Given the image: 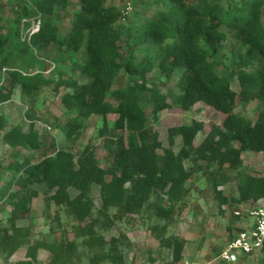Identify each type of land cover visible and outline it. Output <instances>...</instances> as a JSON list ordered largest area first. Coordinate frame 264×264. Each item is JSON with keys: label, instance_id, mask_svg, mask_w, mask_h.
<instances>
[{"label": "trees", "instance_id": "1", "mask_svg": "<svg viewBox=\"0 0 264 264\" xmlns=\"http://www.w3.org/2000/svg\"><path fill=\"white\" fill-rule=\"evenodd\" d=\"M109 1H23L15 16V31L5 35L0 30V70L4 71L0 72V104L9 101L17 88L31 96L48 84H52L55 93L66 88L60 101L72 116L62 129L71 144L80 138L84 119L100 115L105 125L107 114L117 116L113 122L116 135L112 161L106 168L98 163L91 143L83 147L78 157L70 149L58 148L53 154L42 152L37 160L25 158L8 165L14 174L2 197L11 206V228H0V252L6 256L29 242V229L18 226L16 221L29 212L32 198L38 195L33 184H43L47 201L66 206L80 223L92 215L93 184L99 185L98 214L108 217V210L115 208L116 218L138 213L148 204L158 219H166L175 202L187 194V180L198 172L212 182L222 204L264 198V174L238 172L236 199L223 197L217 189L230 180L228 171L243 166V151L259 153L264 162V0H159L151 15L140 14L136 8L122 31L126 54L119 43L122 32L117 27L118 7ZM62 13L70 25L65 33L61 30ZM32 23L37 26L31 30ZM12 36L19 42L18 47L6 50ZM229 39H233L235 47L232 64L226 74H219L216 59ZM50 47L57 52V67L69 56L75 58L68 67H59L55 76L46 77L44 73L50 65H37L35 54ZM78 54L81 56L77 59ZM176 70L180 73L175 103L180 109L187 111L202 102L225 115L220 125L210 127L198 145L194 139L203 129V122L193 119L189 124L170 127L168 146L163 147L158 132L148 124L146 105L141 104V95L148 93L152 119L156 121L159 112L170 105L166 94L157 83L148 80V75L156 71L169 80ZM74 71L85 80L72 75ZM121 72L135 81L112 89ZM1 73L7 74V84ZM233 78L238 82V91L231 86ZM237 97L245 103L259 101L255 120L234 112ZM31 113L32 106L27 116L31 117ZM5 126L0 115V130ZM177 136L182 145L175 152ZM2 139L13 149L41 146L32 126L27 131L12 126ZM71 188L77 191L74 196ZM152 196L155 200L151 203ZM97 222L93 218L80 231L87 234L86 242L91 246L102 239L93 229ZM152 229L158 230L159 235L158 224ZM158 238L162 245L172 248L174 259L179 260L184 240L160 235ZM71 246L72 243L64 246L34 242L27 248V258L17 264H35L39 248L53 253L50 264H57L72 253ZM100 255L96 253L94 257Z\"/></svg>", "mask_w": 264, "mask_h": 264}, {"label": "rangeland", "instance_id": "2", "mask_svg": "<svg viewBox=\"0 0 264 264\" xmlns=\"http://www.w3.org/2000/svg\"><path fill=\"white\" fill-rule=\"evenodd\" d=\"M30 0H0V30L6 35L11 34L16 29L15 16L18 14L19 3ZM216 1V0H213ZM223 3L232 0H217ZM244 3V0H240ZM111 4H117L116 0H110ZM159 0H138L135 4V11L138 13L151 15L156 9ZM137 8V9H136ZM133 18V16H132ZM131 18V20H132ZM62 32L65 33L70 25L62 13ZM126 23L118 22L117 27L122 32ZM36 23H32L31 30L35 29ZM233 39L226 42L225 49L217 57L219 64V74H226L227 67L232 64V53L235 49ZM123 45V53L126 54L124 45L126 36L121 33L119 42ZM19 42L12 36L6 46V50L15 49ZM57 52L54 47L44 49L35 54V61L50 65V70L44 73L46 77L56 75L60 66H55V56ZM81 56L77 55V59ZM74 56H69L60 68L68 67ZM0 72H4L3 69ZM1 73V79L8 83L7 74ZM180 70H176L169 79L160 77L156 71L148 75V80L155 82L160 87L162 93L166 94L169 107L158 114L156 121L152 119L151 106L148 103V93L141 95V104L146 105L145 111L148 117V124L159 134V140L163 147L168 146L167 131L170 127L189 124L193 119L203 122V129L196 135L194 144L198 145L210 127L214 124L220 125L224 113L207 106L202 102H196L189 110L183 111L175 103V95L179 93L178 76ZM75 77L85 80L77 71L72 72ZM135 81L134 77L127 76L124 72L113 83L112 89L125 86ZM231 86L238 91L236 78L231 80ZM67 91L62 87L58 93L52 90V84L42 86L34 96L28 93L23 94L20 88L15 89L11 99L0 104V115L5 119L6 126L0 130V228L10 230L11 224L9 215L11 206L7 198L2 197L5 189L9 186L14 170L8 165L14 161H21L28 158L37 160L42 152L53 154L58 148L72 150L78 157L86 144L95 147V155L101 167L106 168L112 161L114 149L113 140L116 131L113 129L115 114H107L104 119L100 115H92L84 119V126L80 138L71 144L65 138L62 127L65 125L69 114L60 101V96ZM33 98V99H32ZM31 100L34 102L31 103ZM32 106L31 117L27 116L28 109ZM259 111V101L245 103L236 98L234 112L255 120ZM18 125L22 131H27L32 126L37 131L41 146L37 149L18 148L13 149L6 144L2 137L12 126ZM182 145L179 136L175 137L173 149L178 151ZM237 145V143H235ZM243 166L236 171H228L226 174L231 178L228 182L217 189L221 190V195L227 199H236L237 173H251L256 175L264 174V162L261 155L254 152H242ZM203 165L205 163H202ZM186 167L189 164L185 163ZM106 179H109L107 176ZM38 195L32 198L30 210L23 215L16 224L29 229L28 241L18 248L13 255L6 256L0 252V264H17L25 260L27 248L34 242H46L51 244L62 243L66 246L72 243V253L57 262V264H228L221 262L218 258L221 249L233 237V235L243 227L247 221L245 218L246 209H252L264 202L260 199L255 202L237 203L231 200L229 203H220L216 191L208 179L201 173H194L186 182L187 194L181 201L175 202L172 213L166 219H158L153 208L144 205L138 213H128L122 218H116V209L108 210V217L98 214L97 210L101 205L99 196V185L93 184L91 196L93 198L92 215L84 222L80 223L68 212L66 206H56L47 201V194L44 193L43 184H33ZM77 191L70 189L71 196ZM152 196L149 202H153ZM148 202V203H149ZM165 204L168 202L164 200ZM235 211H240L243 216H236ZM93 218L98 222L93 229L98 237V243L88 245L87 234H81V229ZM154 224H158L159 235L163 238L175 237L184 240V247L179 260L174 259L171 247L162 245L158 238V230H153ZM101 254L98 257H94ZM53 253L44 248H39L36 252L35 264H50ZM264 261V249L257 255L247 260V264H262Z\"/></svg>", "mask_w": 264, "mask_h": 264}, {"label": "built area", "instance_id": "3", "mask_svg": "<svg viewBox=\"0 0 264 264\" xmlns=\"http://www.w3.org/2000/svg\"><path fill=\"white\" fill-rule=\"evenodd\" d=\"M138 0H116L120 23H127L135 12ZM264 199V198H262ZM236 216H243L235 211ZM244 226L224 245L219 260L228 264H247V260L257 255L264 247V202L257 207L246 209Z\"/></svg>", "mask_w": 264, "mask_h": 264}, {"label": "crops", "instance_id": "4", "mask_svg": "<svg viewBox=\"0 0 264 264\" xmlns=\"http://www.w3.org/2000/svg\"><path fill=\"white\" fill-rule=\"evenodd\" d=\"M259 154V153H258ZM260 155V154H259ZM246 222H248V220L246 221ZM245 224V223H244ZM244 224H243V226H244Z\"/></svg>", "mask_w": 264, "mask_h": 264}]
</instances>
